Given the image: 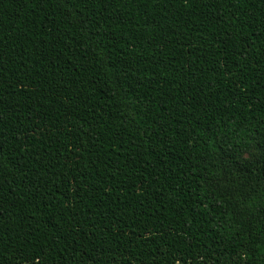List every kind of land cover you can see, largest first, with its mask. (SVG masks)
Returning <instances> with one entry per match:
<instances>
[{
	"label": "trees",
	"instance_id": "16d2710c",
	"mask_svg": "<svg viewBox=\"0 0 264 264\" xmlns=\"http://www.w3.org/2000/svg\"><path fill=\"white\" fill-rule=\"evenodd\" d=\"M0 264H264V0H0Z\"/></svg>",
	"mask_w": 264,
	"mask_h": 264
},
{
	"label": "rangeland",
	"instance_id": "374dc122",
	"mask_svg": "<svg viewBox=\"0 0 264 264\" xmlns=\"http://www.w3.org/2000/svg\"><path fill=\"white\" fill-rule=\"evenodd\" d=\"M256 156V151H250L244 154V158L247 159H253ZM218 189L225 198L232 199L239 204L245 205L247 208H251V200L261 194L256 188L247 185L234 176L228 175L221 177Z\"/></svg>",
	"mask_w": 264,
	"mask_h": 264
}]
</instances>
